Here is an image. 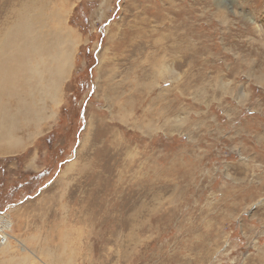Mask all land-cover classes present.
<instances>
[{"label":"rangeland","instance_id":"374dc122","mask_svg":"<svg viewBox=\"0 0 264 264\" xmlns=\"http://www.w3.org/2000/svg\"><path fill=\"white\" fill-rule=\"evenodd\" d=\"M18 10L78 41L0 152V264H264V0H0V46Z\"/></svg>","mask_w":264,"mask_h":264},{"label":"bare ground","instance_id":"6f19581e","mask_svg":"<svg viewBox=\"0 0 264 264\" xmlns=\"http://www.w3.org/2000/svg\"><path fill=\"white\" fill-rule=\"evenodd\" d=\"M22 8L26 13L32 6L25 5ZM57 20L61 24L60 35L54 43L46 42L43 47L40 44L39 31L36 30L35 35L31 36L30 21L21 18L19 10L13 26L7 28L6 39L0 46V144H3L0 147L1 153L21 148L25 142L24 137L40 132L43 120H50L56 115L55 106L61 96L60 86L67 77L64 66L66 58L61 60V57L72 48L71 43L76 44L78 41L73 32L69 33L68 41L61 46L62 51L60 45L65 30L59 16ZM32 51H42L46 56L51 55V58L47 61L38 57L35 62L31 58ZM26 77L34 78L35 81L38 79L35 84L27 86L20 81ZM55 78L57 79L53 81ZM9 102L12 106L7 107L5 103ZM20 133L28 134L23 136ZM7 223L11 227L12 222L8 220Z\"/></svg>","mask_w":264,"mask_h":264},{"label":"built area","instance_id":"2783aa9c","mask_svg":"<svg viewBox=\"0 0 264 264\" xmlns=\"http://www.w3.org/2000/svg\"><path fill=\"white\" fill-rule=\"evenodd\" d=\"M3 229H5V228H1L0 227V241H4L5 240V237L3 235Z\"/></svg>","mask_w":264,"mask_h":264}]
</instances>
